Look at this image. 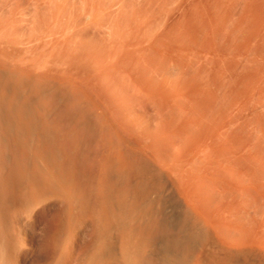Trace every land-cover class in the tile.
Wrapping results in <instances>:
<instances>
[{"label":"bare ground","instance_id":"1","mask_svg":"<svg viewBox=\"0 0 264 264\" xmlns=\"http://www.w3.org/2000/svg\"><path fill=\"white\" fill-rule=\"evenodd\" d=\"M108 73L84 84L101 103L92 157L33 102H3L0 264H264V156L252 162L238 111L179 80Z\"/></svg>","mask_w":264,"mask_h":264},{"label":"rangeland","instance_id":"2","mask_svg":"<svg viewBox=\"0 0 264 264\" xmlns=\"http://www.w3.org/2000/svg\"><path fill=\"white\" fill-rule=\"evenodd\" d=\"M0 27V102L16 96L19 105L33 102L43 119L77 132L87 156L102 146L93 116L101 103L85 79L108 72L110 77L167 78L172 85L179 80L188 90L210 94L209 100L238 111L243 139L264 146V0H0ZM9 102L0 103L1 112ZM123 135L114 136L124 148L131 146ZM259 144L252 162L264 156Z\"/></svg>","mask_w":264,"mask_h":264}]
</instances>
